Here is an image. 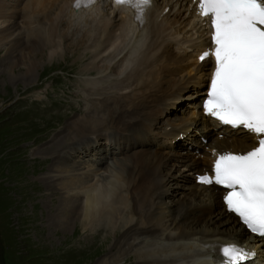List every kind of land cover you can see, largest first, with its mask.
Returning a JSON list of instances; mask_svg holds the SVG:
<instances>
[{
    "label": "bare ground",
    "instance_id": "6f19581e",
    "mask_svg": "<svg viewBox=\"0 0 264 264\" xmlns=\"http://www.w3.org/2000/svg\"><path fill=\"white\" fill-rule=\"evenodd\" d=\"M52 1L30 0L27 4L24 2L26 5H22L24 9L22 7L19 14L14 9L15 11H11V16H3L6 17L4 19L10 21L11 18L14 21L0 31V48H4L3 43L8 41L9 37H15L13 34L16 31V19L22 20L28 34L26 41L16 36L7 54L1 58L4 60L0 62V66L6 65L15 80L19 75H17L19 65L22 61H26L27 64H22L26 66L25 72L19 76L23 80L33 79L34 74L40 69L42 60L52 64L59 58L62 59L69 48L88 50L86 46L92 43L94 52L92 50L90 54L94 61L90 64V68H86L88 73L91 72L89 71L91 68L92 71L101 70L99 63H96L101 58L103 63L104 61H109L110 64L116 63L106 68L113 72L114 77L118 79V84L130 80L135 85L130 91L121 90L125 93L120 97L115 96L117 93H114L115 95L112 93L113 96L104 98V94L108 92L104 87H100L104 82H101L100 78V81L92 80L93 82L89 84L91 88L88 90L90 95L92 91L95 92L94 96H98V93L103 95L98 102L93 101L102 107L103 115L84 116L85 118L76 123L73 130L71 129L70 141H74L72 134L87 139L92 135L100 134L104 126L108 125V129L115 134L122 133L120 130L123 129L127 131H124L126 134L123 133L121 136L124 140L123 144L135 150L124 156L128 157L126 160L117 162L114 167V173L116 172L117 175L102 176L98 180L102 181L100 185L94 180L98 173L103 175L107 171L103 168L108 163L102 166L103 161L107 162L104 158L105 151L100 154H96V151L102 147L101 139L106 137L101 138L103 136L101 135L99 140L87 139L86 143L82 142L81 145L84 146L82 148L79 145L76 146L78 152L73 151L77 154L75 164L72 154L68 153L73 150L69 147L75 144L72 143L70 146L71 142H67L68 145L64 143L53 149H46L45 153L48 155L42 163L47 164L46 168L50 164L48 168L51 172L50 176L40 180L41 187L45 188V194L49 197L48 200L43 198V205L48 209L45 218L49 227L48 233L60 232L66 236L72 229V232L76 234L75 225L78 221L85 224V227L88 225L91 235H94L99 228L102 230V227L109 226L112 232L117 225L123 224L126 231L120 238L115 237V243L112 242L113 245L108 246L110 252L97 262L98 264H132L133 262L135 264H208L207 254L199 247V241L213 240V238H243L251 246L257 244L253 237L246 234L245 230L237 224L236 219L225 211L220 201L222 191L213 186L202 187L194 184L191 175L199 171L201 165H205L211 159V154L222 151L237 152L242 148L251 147L252 139L248 136H245V141L234 138L237 136L215 138L212 135L213 128L210 126L203 135L207 138L206 143L201 147L199 145L202 142L198 141L200 138L198 139L196 133L191 132L185 138L186 145L193 146L196 150L195 154L198 153L199 157L192 153L182 154L177 151L176 155L168 154L167 158L161 154L163 152L136 147L139 145V138L142 144L147 142L146 131L151 130V126L154 127V121H157V118L163 117L164 113L167 115L172 112L170 107L175 105L176 100L180 98L178 93L184 89L181 81L174 83L175 81L170 82L171 79H167L170 74H174L170 65L178 66L176 70L181 69L186 72V63L182 64L183 57L175 55L172 51L170 39L173 34L166 31L167 26H172L171 24L176 20H185L181 12L189 10L188 1L152 0L151 6L147 8L144 15L146 21L142 31H138L140 23L136 24L133 21L129 9L112 6L108 1L99 2L86 10L76 11L71 8L73 0H57L54 3ZM15 2L19 3L18 0ZM4 5L5 0H0V20L3 19L2 15L5 12ZM167 7L168 11L163 13ZM57 9L59 12L56 13V18L50 22L51 19L48 17ZM192 13L190 12V15ZM33 16L37 17L33 19ZM172 17L175 20H171ZM197 18H192L191 23L195 24ZM68 21L75 26V29L71 31L72 28L68 27V30L62 32L60 36V27ZM44 22L50 23V27L45 28V31L42 30ZM35 24L36 27L32 28ZM82 24L90 25L87 31H81ZM186 24H189L188 20ZM74 31L76 35L79 32L81 34L75 42H72ZM177 32L179 30L175 31L176 34ZM165 33L169 36L166 37ZM144 35L145 40H143ZM200 36L203 38V32ZM55 38H60V42H57ZM119 41L122 42V46H119ZM59 48L61 51L58 52ZM48 49H51L50 52ZM135 52H137L135 56L131 57L130 54ZM158 61L161 64L157 63ZM124 65H128L130 70L128 71V67ZM194 65L192 69L187 70L188 78L185 81L190 82V85L198 83L196 85L199 87L202 85L201 80L196 82V77L191 73L193 70L196 73L205 71V67L196 63ZM123 67L126 69L124 77L119 74V69ZM6 70L4 69L0 74L6 75ZM127 83L123 85L128 86ZM112 87H116L115 83ZM189 96L195 98L196 94H189ZM89 99L91 100L90 97ZM191 116L183 119L185 126H181L179 130L184 132L188 126L195 124L192 118L190 119ZM175 130L177 129H171L172 132ZM203 147L212 153H203ZM200 153H203L202 159ZM81 156L83 160L88 159L87 170L76 165L79 164L78 159ZM167 160L170 161L167 162ZM180 165L184 167L188 175H181V172L179 175L175 173ZM100 170L104 172L100 174ZM158 177L159 180L156 179ZM179 183L183 185L176 186ZM55 194H57L53 197L55 200H52L50 196Z\"/></svg>",
    "mask_w": 264,
    "mask_h": 264
},
{
    "label": "rangeland",
    "instance_id": "374dc122",
    "mask_svg": "<svg viewBox=\"0 0 264 264\" xmlns=\"http://www.w3.org/2000/svg\"><path fill=\"white\" fill-rule=\"evenodd\" d=\"M15 1L17 0H5V5L3 7L5 12L2 15L3 19L0 20V31L14 21V19L11 18L10 21L9 19H4L6 17L3 16H11V11L14 9L19 14L20 6H25L30 0H25V5L22 4V1L24 0H18V4H16ZM54 12L48 17L51 19L50 22L54 21L59 9ZM182 15L183 17L187 16L184 13ZM36 17L37 16H35V18ZM171 20L175 19L172 17ZM187 20L188 18L182 21L176 20L175 22H179L182 26H185ZM21 21L20 19L15 20L16 31L13 34L15 37H9V40L3 43V45L5 44L4 48H0V62L4 60L1 58L7 54V51L12 46L16 36H19V39L21 38L22 41H26L25 35L28 33H26ZM183 21H186V23ZM188 21L189 25H194V23H191V20ZM82 25V32L87 31L90 27V25ZM73 26L74 25L69 24L68 21V23H65L60 27L59 35L61 36L62 32H66L68 27L72 28L71 31H73L75 29V26L74 28ZM35 27L36 24L32 28ZM49 27V22L42 23L43 31H45V28ZM169 27H173V25L167 26V29ZM195 27L196 26L194 25V28ZM177 30H180V27H174L171 33H174ZM80 34L81 33L79 32V34L76 35V31H74V36H72L73 38L71 39L72 42H75V39L80 37ZM169 34L165 33L166 37L169 36ZM171 36V38L174 39V36ZM60 38H55V40L60 42ZM185 38L187 39V37ZM120 41L118 44L119 46H122V42ZM69 42L68 45H70ZM89 44V46H86L88 50L81 48L75 49L72 47L69 48L62 59L59 58L52 64L47 61L46 63L45 60H42L39 65L40 69L34 74L33 79L26 78L23 80V78L19 76L25 72L26 66L23 65L28 63L26 61H22L19 65L17 69V75H19L15 80L6 65L4 66L3 64V67L0 66V72L7 69L6 75L0 74V264H98L97 262L106 257L110 252L108 246H112L113 243H115V237H117V239L120 238L124 231H126V227L123 224H120L116 226L117 230H112V232L109 230V226H105L102 227V230L101 228L97 229L94 235H91L88 230L89 227H87L88 225L85 227V224L78 221L75 225L76 234L72 232V229L66 234V236L60 232L57 234H49V227L45 220L48 209L43 205V198L48 200L49 197L45 194V188L41 187L42 182L40 179L50 176L49 174L51 172L50 168H48L50 164H48L47 169V164L44 165V163H42L43 159L48 155L45 153V150L53 149L59 144L64 145V143L67 144V142H71L70 146L72 143L75 145L69 147L73 150L68 151V153L72 154V157L75 159V164V156L77 154L73 151L78 152L76 146L79 145V147L81 146L82 148L84 146L81 144L94 138L99 140V136L101 135H103L101 138H104L103 131H106V128L109 130L107 127L108 125L104 126V130H102L100 134L92 135L90 136L91 138H87L88 140L81 136L77 137L76 134H72L73 138L72 136L71 138L74 139V141H70L69 134L71 129H74L76 123L83 120L86 115L92 116V114L103 113L101 110L102 107H99L100 105L98 103H94L98 102V99L103 95L101 96L100 93H96L98 96H94V91H92V94L90 95L89 90L91 86H89V84L94 80H101V82H104L101 83V88L104 87L108 90L107 93L111 94V96H113L112 92L115 91L114 93H117V95H114L120 97L125 93L124 91H121L123 90L121 88L125 87L123 84L130 82L127 81L120 83L122 86L118 84V81L117 83L114 82L118 79H116L113 72L106 67H110L116 63L110 64L109 61H104L103 63L100 60L101 58L96 62L99 63L98 66L99 68L101 67V70H98L99 72H97L96 70L92 71L91 68L89 69L91 72L88 73L86 68H88L94 61L92 54H90L92 50V52H94V46H91L92 43ZM86 47L84 48L86 49ZM50 50L51 49H48L49 52ZM59 51H61V48L58 49V52ZM175 55L178 54L175 53ZM124 67H128V65H124ZM124 67L119 69V74L123 77L126 74V69ZM129 70L130 68L128 67V71ZM7 78L9 79L7 80ZM167 79L170 78L167 77ZM171 81L173 80H170V82ZM114 83L121 87L111 88ZM174 83H176V81ZM132 88H130V90ZM106 96L108 97L110 95L105 94L103 97L105 98ZM94 105L99 111L96 109L94 110ZM161 118L162 117L157 118V121H154V127L161 123ZM172 120H174V118H172ZM161 126H163V123H161ZM122 133H124V130ZM121 136L117 137V141L120 142L121 140L123 144L124 140L121 139ZM76 137L77 139H75ZM215 138L217 137L215 136ZM101 144L102 147L97 149L96 154L105 151V149L102 150L104 144ZM176 152V150L165 151L161 154H164L168 158V154L173 155L175 153L176 155ZM179 152H182V154L193 153L185 148ZM206 154H209V152ZM83 156L78 159L79 164L76 165H79L82 169H86V161L88 159L83 160ZM197 157H199V154H197ZM127 158H119L109 166L107 165L104 167L103 169L107 170V172L105 175H99L98 173L96 176L97 178H95L96 181L94 180V182H98V184L101 185L102 181H98L101 179L99 177L117 175L116 172L114 173V167H116L118 161H124ZM169 161L170 160H167V162ZM104 163L105 161H103L102 164ZM103 172L104 171L102 170L101 174ZM180 172L181 175H188L184 167L181 165L175 170V173L178 175ZM156 179L159 180V177ZM180 184L181 186L183 185L182 183H179L176 186H179ZM56 195L57 194L52 195L50 198L52 197L51 199L53 200V197ZM214 226L215 225H213V227ZM132 264H135V262Z\"/></svg>",
    "mask_w": 264,
    "mask_h": 264
},
{
    "label": "snow or ice",
    "instance_id": "6c2138e0",
    "mask_svg": "<svg viewBox=\"0 0 264 264\" xmlns=\"http://www.w3.org/2000/svg\"><path fill=\"white\" fill-rule=\"evenodd\" d=\"M86 3L91 6L95 0ZM115 3L143 13L152 0ZM198 9L210 18L214 47L200 60L214 57L215 62L203 110L223 125L258 138V146L246 153L218 155L214 175L201 176L198 182L225 189L227 211L264 239V0H199ZM222 251L224 264H246L252 255L236 245Z\"/></svg>",
    "mask_w": 264,
    "mask_h": 264
}]
</instances>
